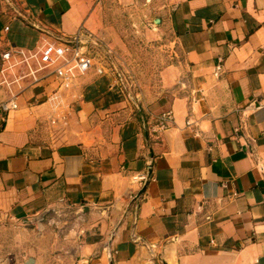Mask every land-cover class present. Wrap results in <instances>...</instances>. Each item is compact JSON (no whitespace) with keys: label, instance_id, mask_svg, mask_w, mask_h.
<instances>
[{"label":"crops","instance_id":"obj_1","mask_svg":"<svg viewBox=\"0 0 264 264\" xmlns=\"http://www.w3.org/2000/svg\"><path fill=\"white\" fill-rule=\"evenodd\" d=\"M103 3L0 0V66L10 45L35 49L81 30L101 39ZM166 8L183 55L177 79L189 88L145 110V125L107 70L80 79L62 142L47 121L54 75L18 109L0 107V212H82L65 264H264V0Z\"/></svg>","mask_w":264,"mask_h":264},{"label":"rangeland","instance_id":"obj_2","mask_svg":"<svg viewBox=\"0 0 264 264\" xmlns=\"http://www.w3.org/2000/svg\"><path fill=\"white\" fill-rule=\"evenodd\" d=\"M103 7L105 34L89 49L140 113L166 107L189 88L177 79L183 55L166 23V0H104ZM83 224L82 212L69 207L25 220L0 212V264H65Z\"/></svg>","mask_w":264,"mask_h":264},{"label":"built area","instance_id":"obj_3","mask_svg":"<svg viewBox=\"0 0 264 264\" xmlns=\"http://www.w3.org/2000/svg\"><path fill=\"white\" fill-rule=\"evenodd\" d=\"M100 44L97 35L81 30L68 39H44L35 49L10 45L2 52L0 88L8 98L0 101V107L6 112L18 109L19 96L54 75L57 86L46 98L51 107L47 121L51 142L64 141L63 132L78 99L80 79L90 71L106 73V65L96 60L89 49L90 45Z\"/></svg>","mask_w":264,"mask_h":264},{"label":"water","instance_id":"obj_4","mask_svg":"<svg viewBox=\"0 0 264 264\" xmlns=\"http://www.w3.org/2000/svg\"><path fill=\"white\" fill-rule=\"evenodd\" d=\"M156 22H160V19H157ZM151 175H152V172H151V168H149V171H148V174L145 178V183H144V186L143 188L140 190V192L137 194V198L145 191L150 179H151Z\"/></svg>","mask_w":264,"mask_h":264},{"label":"trees","instance_id":"obj_5","mask_svg":"<svg viewBox=\"0 0 264 264\" xmlns=\"http://www.w3.org/2000/svg\"><path fill=\"white\" fill-rule=\"evenodd\" d=\"M141 120H142L143 124L145 125L146 122H147V118H146V115L144 114V112H143V114L141 116Z\"/></svg>","mask_w":264,"mask_h":264}]
</instances>
